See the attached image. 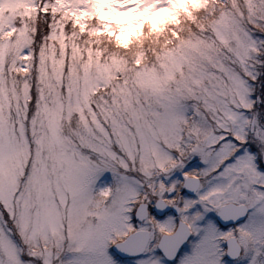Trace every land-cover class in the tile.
Wrapping results in <instances>:
<instances>
[{
	"label": "snow or ice",
	"instance_id": "1",
	"mask_svg": "<svg viewBox=\"0 0 264 264\" xmlns=\"http://www.w3.org/2000/svg\"><path fill=\"white\" fill-rule=\"evenodd\" d=\"M0 264H264V0H0Z\"/></svg>",
	"mask_w": 264,
	"mask_h": 264
}]
</instances>
